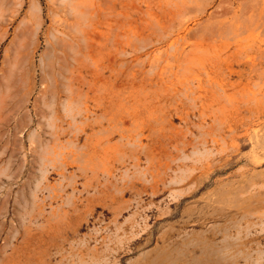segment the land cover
Instances as JSON below:
<instances>
[{
    "label": "rangeland",
    "instance_id": "rangeland-1",
    "mask_svg": "<svg viewBox=\"0 0 264 264\" xmlns=\"http://www.w3.org/2000/svg\"><path fill=\"white\" fill-rule=\"evenodd\" d=\"M241 1L0 0V264H264V0ZM96 12L114 19L98 40H119L106 100L144 112L126 126L136 146L114 133L91 155L86 137L104 134L68 142L47 40ZM135 53L144 73L122 82Z\"/></svg>",
    "mask_w": 264,
    "mask_h": 264
},
{
    "label": "bare ground",
    "instance_id": "bare-ground-1",
    "mask_svg": "<svg viewBox=\"0 0 264 264\" xmlns=\"http://www.w3.org/2000/svg\"><path fill=\"white\" fill-rule=\"evenodd\" d=\"M170 2V0H168ZM192 1V0H191ZM197 1V0H196ZM224 2L225 0H221V2ZM231 0H228V2ZM239 1V0H238ZM241 1V0H240ZM263 0H258V3H262ZM188 2V0H187ZM190 2V0H189ZM194 2V0H193ZM222 2V5H223ZM227 2V3H228ZM234 2V1H233ZM232 4V2H230ZM247 3V4H246ZM177 4V3H176ZM192 4V3H190ZM197 4V3H196ZM208 4V3H207ZM211 4V3H210ZM257 4V2H256ZM220 5V4H218ZM241 5H242V1H241ZM245 5H248V0L247 2H245ZM250 5V4H249ZM248 8L251 9L252 7ZM252 6L254 5L251 4ZM261 5V4H260ZM259 5V6H260ZM177 6H181V4L177 5ZM195 6V5H194ZM243 6V5H242ZM182 7V6H181ZM184 7V5H183ZM191 7V6H188ZM193 7V6H192ZM224 7V6H223ZM227 7V6H226ZM225 7V8H226ZM231 7V6H230ZM229 7V9H230ZM241 7V6H240ZM247 6H244V8ZM137 8V6H136ZM205 10L207 9V7L205 6L203 8V6L200 7V10ZM243 8V7H242ZM243 8V9H244ZM247 8V9H248ZM133 9V8H132ZM139 9V8H138ZM188 9V8H187ZM197 9V8H196ZM199 9V8H198ZM233 9V7L231 8ZM135 10V9H134ZM189 10V9H188ZM195 10V9H193ZM199 10V11H200ZM240 10H242L240 8ZM259 10V9H258ZM262 10V9H261ZM181 11V10H179ZM183 11V10H182ZM191 11V9H190ZM218 11V10H217ZM222 11V9H221ZM230 11V10H229ZM228 11V12H229ZM248 11V10H247ZM185 12V11H183ZM198 12V11H197ZM201 12V11H200ZM225 12V9H224ZM181 13V12H180ZM199 13V12H198ZM203 13V12H202ZM259 13V12H258ZM261 13V12H260ZM109 15H107L106 13H103L102 15L99 12H96L95 14H93L92 19H91V24L87 25V28H76V31H78L77 33H75V35H71L69 33H65L59 29H56V32H52V39L47 40L48 44L50 47H52L53 52L52 55L55 56L57 53V58H56V62L53 66L55 73L58 71L59 75L63 76V82L60 84V87H56L55 85V95L59 98L62 97V95H64V98L61 99L63 100V103H65V109L67 110V117L69 116V121L67 122L69 126H72L73 124L76 125V130L77 134L74 135V139L69 140L68 142L70 143V145H73L74 147H76L77 149L80 148L79 146L76 145L75 139L77 138H81L78 137L81 133H83L85 131L86 128L88 129H94V127L96 125L100 126L101 129L99 130V134L103 133L104 135L101 136L100 138H98L96 140V136L98 134H96V131L94 130L93 132L90 133V135H88L86 137L87 139V149L89 151V153L91 155L96 154V152L98 150H100L101 152H103L105 149H107L108 145H111L112 140H111V136L114 133H119L120 135V139L121 140H126L127 143L131 144L132 146H136V138H138V136L136 138H131L128 135V133H125L126 131V126L128 121L136 116H141L143 115L142 113L144 111L141 110V106L143 107L144 104H133L132 102H130V100H128L127 102L124 100L122 101V97H121V101L120 98H118L119 101L114 100L112 97V99L106 100L108 98L107 94H104L103 92V86L105 85L104 82L107 79L106 78V73H105V66L108 67V63L109 66L112 68L113 65H116L117 63V48L115 46L118 47L117 41L119 40H111L109 41L111 43L110 47L113 48V46L116 49V53L114 52L115 49H110V47H108V43H104V40H98V33L99 30L97 29V26H102L104 24L106 25H111L114 23V19L110 16V13H108ZM178 14V13H177ZM192 14V13H191ZM220 14V13H219ZM229 14V13H227ZM232 14V13H231ZM246 13H244L245 15ZM179 15V14H178ZM213 15V14H212ZM226 15V14H225ZM157 16V15H156ZM191 16V15H190ZM218 15L215 14V17H217ZM221 16V15H220ZM223 16V15H222ZM221 16V17H222ZM237 16V13H236ZM248 18H249V13H248ZM246 16V17H247ZM188 17V16H187ZM214 17V18H215ZM239 17V16H238ZM242 17V16H241ZM173 18V17H172ZM179 18V17H178ZM211 18V17H210ZM213 18V16H212ZM213 18V19H214ZM219 18V17H218ZM264 18V17H263ZM157 19V18H156ZM172 20V19H171ZM197 20V19H194ZM212 20V19H211ZM233 20V17H232ZM131 21V20H130ZM144 21V20H143ZM237 21V20H236ZM246 21H248V19H246ZM129 22V21H128ZM135 22V21H134ZM155 22V20H154ZM228 22V21H226ZM225 22V24H226ZM240 22V21H239ZM255 22V21H254ZM130 23V22H129ZM132 23V22H131ZM200 23L202 22H198L196 23L200 25ZM220 23V22H219ZM251 25V22H249ZM264 23V22H263ZM148 24V23H147ZM150 24V23H149ZM203 24V23H202ZM224 24V26H225ZM245 24V22H244ZM96 25V26H95ZM168 25V24H167ZM172 25V24H171ZM210 25V24H209ZM218 25V24H217ZM223 25V23H222ZM221 25V26H222ZM236 24H234L235 26ZM246 25V24H245ZM136 26V25H135ZM143 26V25H142ZM152 26V25H151ZM161 26V25H160ZM203 26V25H201ZM215 26V25H214ZM213 26V27H214ZM244 26V25H243ZM159 27V26H158ZM162 27V26H161ZM166 27V24H165ZM216 27V26H215ZM219 27V26H218ZM227 28V26H225ZM229 27V26H228ZM242 27V26H241ZM138 28V26H137ZM150 28V26H149ZM235 28V27H234ZM151 29V28H150ZM207 29V27H206ZM140 30V29H139ZM157 30V29H156ZM188 30V27H186L182 32L183 34L179 36L180 39H186V31ZM212 30V29H211ZM208 32V30H206ZM219 30H217L215 32L214 31H210L208 33H210L211 35H222V32H218ZM161 31H159L160 33ZM204 32V30H203ZM62 33V34H61ZM38 34V31L35 32V35ZM207 35V33H204ZM208 35V39L207 37L206 40L208 41L211 35ZM230 34V33H228ZM240 34V33H239ZM162 35V34H161ZM216 35V36H217ZM224 35V34H223ZM236 35V34H235ZM75 36L78 37V39L74 38ZM192 36V35H191ZM190 36V37H191ZM195 36V35H193ZM192 36V37H193ZM227 36V35H226ZM244 36V35H243ZM160 37V36H159ZM165 38H167L166 36H164ZM169 37V36H168ZM188 37V36H187ZM189 37V38H190ZM234 36H232L233 38ZM202 37L198 38L201 39ZM215 38V36H214ZM248 38V37H247ZM213 39V38H212ZM218 39V37H217ZM227 39V38H226ZM187 40V39H186ZM192 40V38L190 39ZM247 40V39H246ZM124 41V40H123ZM140 40H138V43H142L139 42ZM147 41V40H145ZM215 41V40H214ZM35 42H37V40H35ZM74 42L76 43L77 46V50H75L73 48L74 46ZM108 42V41H107ZM194 42V41H193ZM132 43V42H131ZM136 43V42H135ZM135 43H133L135 45ZM154 43V42H153ZM230 43V42H229ZM117 44V45H116ZM151 44V43H150ZM126 45V43H125ZM200 46V45H199ZM122 47V46H121ZM173 47V46H172ZM171 47V49H172ZM194 47V45H193ZM134 48V47H133ZM175 48V47H174ZM245 48V47H244ZM135 49V48H134ZM145 49V48H144ZM228 49V48H227ZM236 49V48H235ZM141 50V49H140ZM226 50V49H225ZM115 53V55H113V52ZM143 51V50H142ZM172 51V50H171ZM178 51V49H177ZM240 51V50H239ZM120 52V51H119ZM124 51L121 50V53H123ZM145 52V50H144ZM184 49H181L179 51L180 53H183ZM241 52V51H240ZM130 53V52H129ZM186 53V52H185ZM48 55V53H46ZM149 54V52H145L146 57L149 58V56H147ZM220 54V53H219ZM120 55V54H119ZM128 55V54H127ZM124 56V54H123ZM172 56V55H171ZM227 56V55H226ZM17 57L21 58L20 55H18ZM121 57V56H120ZM231 57V56H230ZM157 58V57H156ZM173 58V57H172ZM234 58V57H233ZM179 59V56H178ZM184 59V58H183ZM147 60V58H146ZM145 58L142 57V54H138L135 53L133 54V56L130 59H126L125 61H122L120 64H124L122 65L121 70L123 71V66H125L128 70V73H126L125 71H123V77L121 80L122 82L125 80L127 81L129 79V77H133L136 78L140 75H142L144 73V68L142 67L144 65V61H146ZM173 60V59H172ZM105 61H108L107 63H105ZM120 61V59H119ZM157 61V60H156ZM171 61V60H170ZM241 61V59H240ZM208 63V61H207ZM218 63V62H217ZM231 63V62H230ZM107 64V65H105ZM214 64V63H213ZM225 64V62H224ZM223 64V65H224ZM120 66V65H119ZM145 66V65H144ZM229 66H232V64ZM56 67H58V70H56ZM153 67V66H152ZM158 67V66H156ZM110 70H113V68ZM120 69V67H118ZM151 68V67H150ZM203 68V67H202ZM228 68V67H226ZM117 69V70H119ZM152 69V68H151ZM167 69V68H166ZM221 69V67H220ZM225 69V68H224ZM157 70V69H156ZM120 71V70H119ZM117 72L118 75L120 74V72ZM205 71V70H204ZM147 72V71H146ZM166 72V71H165ZM115 73V76H116ZM121 73V74H122ZM168 73V72H166ZM147 74V73H146ZM151 74V73H150ZM160 74V73H159ZM180 74V73H179ZM148 75V74H147ZM110 76V75H109ZM209 76V75H208ZM184 77V76H183ZM192 77V74H191ZM190 77V79H192ZM116 79V77H114ZM142 78V77H141ZM179 78V77H178ZM194 78V77H193ZM114 79V80H115ZM138 79V78H137ZM133 80V79H132ZM136 80V79H135ZM139 80V79H138ZM149 80V79H148ZM119 82L120 84H122V82ZM134 81V80H133ZM150 81V80H149ZM195 81V80H194ZM129 82V81H128ZM156 82V81H155ZM131 83V82H129ZM127 82H125V84H127V86L125 87H130L128 86ZM137 84V82H135ZM139 83V82H138ZM142 83V82H141ZM148 83V82H147ZM218 83V82H217ZM104 84V85H103ZM132 84V83H131ZM134 84V83H133ZM189 84V82H188ZM130 85V84H129ZM135 85V84H134ZM151 85V84H150ZM113 86V84H112ZM137 86V85H136ZM220 86V87H219ZM219 89L221 88L224 93H225V88L222 86V84L220 85L219 83ZM106 87V85H105ZM121 85L119 86L120 89ZM124 87V86H122ZM124 87V88H125ZM135 87V86H134ZM139 87V85H138ZM111 88V87H109ZM108 89V88H107ZM118 89V92H119ZM148 89H150L148 87ZM105 90V89H104ZM110 90V89H109ZM108 90V91H109ZM152 90V89H151ZM172 90V89H171ZM221 90V91H222ZM114 92V90H112ZM125 91V90H124ZM155 91V90H154ZM117 92V89H115V94ZM117 92V93H118ZM127 92V91H126ZM151 92V91H150ZM216 92V91H215ZM220 92V91H219ZM106 93V92H105ZM110 93V92H109ZM140 93V92H139ZM154 93V92H153ZM217 93V92H216ZM223 93V94H224ZM111 95H113V93H110ZM109 94V95H110ZM125 94V92H124ZM123 94V96H124ZM147 94V93H145ZM221 94V92H220ZM104 95H106L107 97H104ZM157 95V94H156ZM218 95V93H217ZM120 96V95H119ZM129 96V95H128ZM221 96V95H220ZM226 96V95H225ZM126 97V96H125ZM136 98H138L137 96H135ZM128 98V97H127ZM147 98V97H146ZM144 98V99H146ZM152 98V97H151ZM150 98V99H151ZM200 98V97H199ZM83 99V100H82ZM127 100V99H126ZM214 100V99H213ZM142 101V99H141ZM148 101V100H147ZM136 103V101H134ZM151 102V101H150ZM127 103V104H126ZM74 104L73 107L77 108H73L71 107V105ZM164 104V103H163ZM164 107V106H163ZM213 107V106H212ZM147 111L149 110L148 108H146ZM100 110V113L98 112ZM160 110V109H159ZM158 110V111H159ZM166 110V109H164ZM214 110V109H213ZM212 110V111H213ZM152 111V110H151ZM146 112V111H145ZM156 112V111H155ZM164 112V111H163ZM159 113V112H158ZM141 114V115H140ZM148 114V113H147ZM151 114V113H150ZM161 114V112H160ZM165 114V113H164ZM163 114V115H164ZM149 116V115H147ZM152 116V115H151ZM145 117V116H144ZM142 118V117H141ZM151 118H149L148 120H150ZM168 119V118H166ZM135 120V118L133 119ZM132 120V121H133ZM137 120V118H136ZM141 120V119H140ZM144 120V119H143ZM147 120V119H146ZM154 120V119H153ZM163 120V119H162ZM104 121H106L108 123V126H104ZM138 121V120H137ZM168 121V120H167ZM135 122V121H134ZM133 122V123H134ZM151 122V121H150ZM149 121L146 122L148 127L153 126L152 123H150ZM141 123V122H140ZM155 123V122H154ZM142 125V124H141ZM136 126V125H135ZM134 126V127H135ZM140 126V125H139ZM143 126V125H142ZM169 126V125H168ZM129 127V126H128ZM146 127V126H145ZM73 128V126H72ZM132 128V127H131ZM138 128V127H137ZM154 128V126H153ZM136 129V128H135ZM140 129V128H139ZM128 130V129H127ZM137 130V129H136ZM135 130V131H136ZM134 131V130H133ZM130 132V131H129ZM127 134V135H126ZM140 134V132H139ZM138 135V134H137ZM171 136V135H170ZM165 137V136H164ZM172 137V136H171ZM214 138V137H213ZM139 139V138H138ZM171 139V138H170ZM200 139V138H198ZM197 139V140H198ZM134 140V142H133ZM172 140V139H171ZM201 140V139H200ZM205 140V138H204ZM214 141L216 140L215 138L213 139ZM208 141V140H207ZM204 142V141H203ZM126 143V144H127ZM186 143H189V140H186ZM125 144V145H126ZM130 145V146H131ZM127 146V145H126ZM129 146V145H128ZM127 146V147H128ZM133 146V147H134ZM138 146V145H137ZM141 146V145H139ZM111 147V146H109ZM132 147V148H133ZM138 148V147H137ZM137 148L135 149V151L137 150ZM110 149V148H109ZM71 150V149H70ZM108 151V150H107ZM134 151V152H135ZM74 154L76 153L75 151H73ZM81 152V151H80ZM105 152V151H104ZM72 154V150L70 152ZM69 153V154H70ZM73 154V155H74ZM81 154V153H80ZM79 155V154H78ZM77 155V156H78ZM62 156V155H61ZM72 156V155H70ZM76 156V154H75ZM68 157V155H67ZM65 158V157H64ZM75 158V157H74ZM73 159V158H72ZM65 160V159H64ZM74 160V159H73ZM67 160H65L66 162ZM67 163V162H66ZM65 163V164H66ZM147 180V179H145ZM155 182V181H154ZM156 183V182H155ZM154 184V183H152ZM156 188V184L153 185ZM154 188V189H155Z\"/></svg>",
    "mask_w": 264,
    "mask_h": 264
}]
</instances>
